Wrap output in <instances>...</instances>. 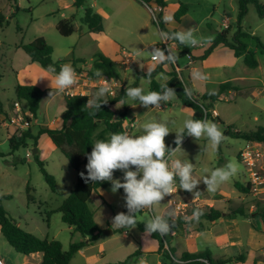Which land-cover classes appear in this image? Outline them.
Listing matches in <instances>:
<instances>
[{
	"label": "rangeland",
	"instance_id": "374dc122",
	"mask_svg": "<svg viewBox=\"0 0 264 264\" xmlns=\"http://www.w3.org/2000/svg\"><path fill=\"white\" fill-rule=\"evenodd\" d=\"M163 1V30L159 29L157 23H153L155 17L149 10V7L157 5L155 0L85 1L86 6H91L95 11L100 9L107 12L106 17L103 16L104 32L95 36L80 21L84 8L58 10L55 0H18L19 6L10 0H0V15L5 18L0 24V104L6 110L12 109L16 101L17 81L11 68L20 60L18 53L26 57L25 52L18 50L17 46L35 37H44L52 46L54 60H64L72 52L75 59L82 60L86 65L92 62L96 54L108 52L112 55L113 51L118 49V44L134 54L137 62L141 64L123 73L126 87H141L147 93L150 78L146 74L148 69H154L152 63L146 59L150 55L151 45L162 41L160 31L191 30L198 43L193 46L184 44L189 51L186 54L190 57L186 54L178 55L182 47L176 40H171L175 44L173 53L177 54L180 79L185 88L190 89L193 96L199 97L205 92H216L221 83L231 82L235 88L224 91L220 99L213 102L214 114L212 109L210 110L213 116H218L223 121L218 127L222 132L227 126L239 131H253L257 126L264 127V49L257 42L260 40L264 44V15L260 16L256 6L248 3L246 13L240 17L237 0ZM258 1L264 4V0ZM181 4L186 5L187 10L177 19L175 14ZM74 10L76 28L70 35L60 34L55 27L56 23L69 17ZM165 15H173L174 23H166L163 20ZM78 26H81V29H78ZM225 28L229 41L235 42V38H238L246 45L247 50L254 52L256 67L246 66L244 56L236 55L233 49L227 46L217 45L209 51L217 34ZM116 69L122 73L119 67L116 66ZM197 70L207 74L209 79H195L192 74ZM158 72L154 74V79L161 77ZM125 98L111 104L115 119L120 118L124 108L135 104L128 97ZM20 104L24 111L28 110L25 101ZM63 110L62 94L56 90L45 91L36 113V123L31 122L29 125L32 134L37 135L39 127L48 126L52 119L59 118ZM130 112L134 116L130 120L132 125L128 126V121H125V124L127 131L133 135L141 134V125L146 121L168 122L172 132L165 137V144L172 148L176 147L175 131L182 126L185 119L192 118L193 114V110L183 105L176 94L159 106L145 108L138 104L136 107H130ZM8 115L0 117L2 153L9 150L5 130L1 126ZM206 120L212 122L211 118ZM7 128L9 134H19L15 133L13 128ZM109 135V131L101 122L93 134V142L107 139ZM180 147L181 150L176 152L175 158L193 164V175L199 183L192 192L180 189L179 183H176L172 194L165 196L160 203L136 213V221L145 223L155 215L185 216L193 206H197L201 211L212 206L223 210L224 213L242 208L244 215H223L214 222L193 220L186 226L180 224L171 229L168 233V245L174 250L173 259H179L183 252L208 251L213 260L227 259L225 264H264V226L256 214L264 211V142H248L242 138L224 135L220 145L213 149L205 138L196 140L186 135ZM34 148L37 149L36 156L42 161L43 168L54 178V189L50 188L34 159ZM243 152H248L249 156L244 158ZM230 162L239 165L235 176L220 184L215 192H209L202 178L212 169L226 166ZM86 164L83 165L84 168ZM254 173L260 175L257 182L253 180ZM113 178L122 180L123 172L115 170ZM75 181L76 171L46 134L38 135L35 145L33 139H28L27 147H19L0 158V195H11L10 198L2 200L8 214L15 221L21 217L23 230H34V233H31L40 238L59 240L64 250L68 249L71 242L82 239L80 234L71 233L70 226L61 220L60 212L55 211L70 194ZM248 181L252 183L248 193L234 187L235 182L245 184ZM27 185L30 187V198L27 197ZM105 191L108 197L103 199L104 204H101L98 196H93L89 201L94 220L101 230L98 237L105 241V252L97 254L99 242L95 241L76 252L68 264H107L121 261L132 254L139 243L142 253L137 264H156L158 260L162 261V264H171V259L162 256L167 245L158 250L157 241L148 233H141L138 228L132 227L127 228L128 238H121L117 228L113 226V217L125 208L123 189L113 193L111 186H108ZM35 225L37 228H34ZM200 225L203 226V231H198ZM110 229L115 232L113 235L106 233ZM6 247L8 252L0 247V258L4 262H8L9 255L22 257L23 254H18L10 248L11 246ZM90 254L96 255L87 259ZM240 256H243L242 260L237 259Z\"/></svg>",
	"mask_w": 264,
	"mask_h": 264
},
{
	"label": "trees",
	"instance_id": "16d2710c",
	"mask_svg": "<svg viewBox=\"0 0 264 264\" xmlns=\"http://www.w3.org/2000/svg\"><path fill=\"white\" fill-rule=\"evenodd\" d=\"M143 1L146 2V0ZM155 1L157 4H160L162 8L165 6L163 0ZM248 3H253L256 6V10L260 16L264 15V4L260 3L258 0H237L240 17L246 13ZM84 4L85 0H75L74 2V5L77 7ZM186 10V5L181 4L177 13L175 14V17L178 19L186 12ZM4 20L5 18L0 15V24ZM81 20L87 25V29L90 32H99L103 30L102 16L94 11L90 6H85ZM161 21V13H159L157 15V21L154 19L153 23H157L159 29L163 30ZM56 29L60 34L65 36L70 35L73 32V26L69 19L59 20L56 24ZM240 35L242 34L240 33ZM176 42L182 47V51L179 55H185L186 53H189L184 44H180L178 41ZM257 42L258 45L264 49V44L260 40ZM217 45L227 46L233 49L236 55H243L246 66L250 68L257 66V60L254 56V52L247 50L246 45L238 38H235V42L229 41L227 39L226 28L217 34L209 51ZM19 47L25 52L31 62H36L45 70L47 69L48 65L53 64L57 68V71H59L60 66L65 64L64 61L66 60L56 61L52 58L53 48L42 36L35 37L33 40L27 43H20ZM68 62L75 69V71L80 70L78 64L84 63L82 60L74 58L69 59ZM170 65L171 70L168 72L169 77L164 83H160L153 78L154 74L161 70V66H157L154 70H152L150 77L146 74V76L150 78L149 91H162L161 86L167 84L170 88L175 89V94L180 99L181 103L193 110V119L206 120L211 118L212 122H215L217 125L222 124L223 121L218 116H213L210 110L212 109L213 102L220 99L221 94H223L224 91L235 87L230 82H224L219 85L218 90L214 93L205 92L199 97H195L192 94L189 96L185 93L184 83L177 74V63H170ZM96 69H101L103 73L102 76L106 77L107 79H118V74L114 64L109 57L103 54L95 55L92 66L88 69H85L86 75L90 78L96 77L94 75ZM1 77L2 75L0 74V79ZM127 88L128 87L126 86L120 87L115 96L106 97L108 102L101 105V109L96 110L93 115L89 114L90 112H93V110L86 105L88 99H90L88 95H66L64 96V111L61 115L62 126L60 128L41 126L39 127L37 135H34L32 134L30 127H28L18 135H8L7 143L9 150L7 153H2L0 151V158H3L8 153L10 154L14 152L19 147H27L28 139H33L35 145L38 135L46 134L52 143L68 159L71 167L76 171V181L70 194L63 200L60 206L55 209V211L60 212L61 220L71 227V233H78L82 237V239L77 242H71L68 249L64 250L62 248L61 242L57 239L47 237L40 238L30 232L23 230L17 225L16 221L4 208L2 200L4 198L11 197L10 194H4L0 195V232L15 252L24 255H29L32 253L41 254L42 258L40 262L36 264H68L70 259L77 251H79L85 245L92 244L98 239V234L101 230L94 220L93 211L89 206V199L91 194L99 187L106 188L111 186V182L104 181L93 184L85 183L80 173L85 172L86 174V168H84L83 165L87 163L86 154L90 153L92 150V144L94 143L93 134L99 123L102 122L110 134L113 132L127 131L125 124L127 119L125 113L123 112L119 119H115V113L111 109V104L125 99V90ZM43 95L44 90L35 85H16V101H25L28 106V111L32 117H36V113L39 109V104ZM161 103H163V101ZM223 134L234 138H242L248 142H264V127L261 126H257L253 131L233 130L230 126H227ZM33 156L50 188L54 189L55 183L53 176L45 171L42 161L37 158L36 154H33ZM251 185L252 183L250 181L246 182L245 184L240 182L234 183V187L244 193L249 192ZM29 188V185H27L26 192L28 198H30ZM195 209L199 208L197 206H193L185 216L177 215L176 217H172L168 214H165L163 217L168 220L169 224L171 225V229L180 224H184L186 226L193 220H196L192 217V213ZM126 211L127 209L125 208L123 212ZM237 214L244 215V210L242 208H237L231 210L230 212L224 213L223 210L211 206L208 208V210L202 211V215L200 216L199 220L214 222L223 215L235 217ZM256 214L260 217V220L264 226V211L261 210ZM135 225L140 231H146L144 227L145 223L136 222ZM203 229V226L200 225L198 231H203ZM125 230H127V228H117L118 232ZM149 234L157 241L158 250H162L165 244L167 245V249L164 251L162 256L171 259V264H225L227 261L225 258L213 260L210 257L208 251L199 253L183 252L182 256L175 260L173 259L174 250L168 245L170 240L169 235H161L159 232H152ZM140 247L141 246L139 243L138 248L124 260L108 264H137L138 257L142 253ZM237 259L242 260L243 256H240Z\"/></svg>",
	"mask_w": 264,
	"mask_h": 264
},
{
	"label": "clouds",
	"instance_id": "9594fccd",
	"mask_svg": "<svg viewBox=\"0 0 264 264\" xmlns=\"http://www.w3.org/2000/svg\"><path fill=\"white\" fill-rule=\"evenodd\" d=\"M163 20L166 23H174L173 15H165ZM159 36L162 41L176 40L180 44L196 45L198 39L191 30L166 32L160 31ZM151 59L157 64L165 62L174 64L177 54L161 48H153ZM47 72L54 74V80H50L51 87L63 93L71 90L77 84V74L69 63L60 66L59 71L55 65H48ZM152 69H148L147 75L151 76ZM96 77H102L101 69L94 72ZM193 77L202 81L209 79L208 75L200 71L193 72ZM162 91H149L147 93L141 87H128L125 95L135 104L142 107L159 106L160 103L168 102L174 95L175 89L167 84L162 85ZM185 93L191 96V90L184 89ZM111 93L109 85L100 86L94 93L92 99H88L87 106L90 107L93 115L96 110L101 109V105L106 104L107 95ZM123 103V102H121ZM142 132L139 135L130 134L127 131L113 132L107 139L96 140L92 144V150L87 153V164L85 172L80 175L85 183L111 182V191L116 193L123 189L124 207L126 212H120L113 217V226L116 228H131L136 224V213L152 207L168 194L174 191L177 180L179 188L192 192L199 180L193 175V164L187 160L176 157V152L181 150V143L185 137L191 136L196 140L205 138L210 146L217 148L224 134L215 122L203 119L188 118L177 131L174 143L175 148L166 146L165 137L170 131L168 122H158L149 120L141 125ZM239 165L230 162L226 166L212 169L204 176L203 182L209 192H215L218 186L229 181L237 173ZM123 172L122 180L114 179V171ZM207 171V170H206ZM202 215L200 209H195L192 217L199 220ZM145 230L149 233L159 232L166 235L171 230L168 220L160 215H155L145 222Z\"/></svg>",
	"mask_w": 264,
	"mask_h": 264
},
{
	"label": "crops",
	"instance_id": "0c3cea01",
	"mask_svg": "<svg viewBox=\"0 0 264 264\" xmlns=\"http://www.w3.org/2000/svg\"><path fill=\"white\" fill-rule=\"evenodd\" d=\"M10 1H13V3H15L17 6H19L18 0H10ZM55 1L57 3L58 10L73 9V8H75L76 10H77V8H84L85 9V6H86V3L84 5H81V6H78V7L75 6L74 5L75 0H55ZM85 1H87V0H85ZM150 8L151 7H149V10H150ZM84 9H83V13H84ZM162 11H163V9H162ZM162 11H161V13H162ZM75 13L76 12L74 10V12H72L69 17L62 18V19H69L70 20V23L73 26V30L76 28L75 25H74V21H75V18H76V14ZM97 13H99L102 16V19H103V30L102 31H99V32H90V33L94 34L95 36H100L98 34H101V33L104 32V17H106V15H107L106 13L107 12H105L104 10H100L99 9ZM81 17H80V21H82L81 20ZM83 24L87 27V25L85 23H83ZM55 27H56V25H55ZM78 29H81V26H78ZM153 41H155V40H153ZM116 46L118 47V49H115L113 51V54L112 55L109 54L108 52H105L106 54H103V55H105V56H107V57H109L111 59L112 63L115 66V69H116V66H117V67H119L122 70V73H121V72H118L117 69H116V72L118 74V79H113V78L107 79L106 77H103V76L102 77H92V78H90V77L86 76L85 69H88V68H90L92 66V62H93V59H94V57H93L92 58V62L90 64H88V65H86L85 63L78 64V67L80 68V70L76 71V74H77V84L71 90H66L63 93L57 91L54 87H53V89L51 87L50 80H54V74L47 72L45 69H43L36 62H31L26 54H25L26 57H24V56L20 55V53H18L19 54L18 56L20 57V60L18 61V63L16 64V66L14 68H11V69H12V71L15 74L17 84H30V85H35V86L43 89L44 90V93L47 90H50V91L56 90L57 93H61L62 96H63V106H64V96H66V93L88 95L90 97V99H92L95 91L100 86H104L105 84L109 85L110 88H111V91H113V93L112 94L110 93L109 95H107V97L108 96L109 97H113V96L116 95V93H117V91H118V89L120 87H125L126 86V84L124 82V76H123V73L125 72V70H128V69L132 68L133 66H141L140 62H137V60H136L137 58H136V56L134 54H132L131 52L125 50L122 46L119 47L118 44ZM178 47L179 46H177V50H178ZM17 49L18 50H22L19 46H17ZM150 54H151V52H150ZM179 54L180 53L178 52V55ZM149 57H150V55H149ZM149 57L146 60L148 62H151L152 63L153 69H155L157 66H161V70L158 72V73H160L161 77L159 79H155V80H157L160 83H164L168 79V77H169L168 76V72L171 70L170 63H167L166 62V63H163V64H157L154 61L150 60ZM71 58H74L72 52H70V54L68 56H66V58L64 59L66 61H64V63H69L68 60L71 59ZM56 61H62V60H56ZM190 61H192V60H190ZM175 63H177V60H176ZM176 71H177V73L180 71V68H179L178 65L176 67ZM84 73H85V75H84ZM178 75L181 78L180 72L178 73ZM149 84H150V81H149ZM149 84H148V90H149ZM230 90L231 89H229L228 91H230ZM130 107H132V106L129 105L128 108H124V113H125L126 119H127L126 121H128V123H129L128 126L129 125H132V122H130V120L132 118H134V116L130 112ZM11 111H12V109L6 110L0 104V117H4V114L5 115L10 114ZM212 111H213V114H214L215 113V110L213 109ZM32 122H33V124L36 123V117H33L32 118ZM1 126L5 130V139L7 141V136L9 135V133H8V131H9L8 129L9 128H7L5 126L4 122L1 124ZM61 126H62L61 116L59 118L52 119L49 122V125H48V127H51V128H60ZM93 196H98L101 204H104L105 203V200H103V199H105V198L108 197L107 196V192L105 191V188H102V187H99L95 192H93L91 194L90 199ZM90 199H89V201H90ZM7 212H8V210H7ZM18 219L19 220H16V223H17V225L19 227L22 228V223L20 221L21 217L18 218ZM133 227H136L137 228L136 225H134ZM34 228H37V226L35 225ZM69 228H71V227H69ZM130 229H132V227ZM111 231H112L111 233H109V232H106V233L108 235H113L115 232L113 230H111ZM29 232L30 233L31 232L34 233V230L33 231L29 230ZM140 232L141 233H145L146 232V233L149 234V232H147V231H144V232L140 231ZM118 234L121 236V238H126L127 239L128 238V234H129V230L128 231L125 230V231L118 232ZM99 238L100 237H98V239L96 240V241L99 242L98 243L99 246H98V252H97V254L101 255L102 252L103 253L105 252V241L103 242ZM7 244H8L7 241L5 240V238L3 237V235L0 232V247H1L2 250L8 252L9 249L6 246H10V245L9 244L7 245ZM140 246H141V244H140ZM10 248H12V247H10ZM156 248H158V246ZM95 255L96 254H90L87 259L93 258V257H95ZM41 258H42V256L39 253H32V254H29V255H24L23 254L22 257H18L17 255H11V256L9 255V260L6 263L7 264H36V263L40 262ZM156 264H162V261H159L158 260L156 262Z\"/></svg>",
	"mask_w": 264,
	"mask_h": 264
},
{
	"label": "built area",
	"instance_id": "2783aa9c",
	"mask_svg": "<svg viewBox=\"0 0 264 264\" xmlns=\"http://www.w3.org/2000/svg\"><path fill=\"white\" fill-rule=\"evenodd\" d=\"M162 9L163 8H162V6L160 4H157V5H155V6L150 8V11H151L152 15L155 17L154 19H157V15L159 13H161ZM173 44L174 43L171 40H169L167 42H164V41L156 42V43L151 45L150 51L153 48H161V49L165 50V54L167 55L168 54L167 50H170L173 53V50H174L173 49ZM151 55H152V51H151V54H150V57H149L150 60H152L151 59ZM186 55H187V57H190L189 54H186ZM112 93H113V91H111V94ZM66 95H74V94L66 93ZM80 95H83V94H80ZM29 118H30V120H29ZM31 118H33V117L29 113V111L28 110L24 111L22 109V107H21L20 102L15 101L13 103L12 111L10 112L8 117L4 119V124L7 127L13 128L15 133H20L23 130L27 129L29 127V125H31V122H32ZM28 154H30V153H27V155ZM242 156L245 158V157L249 156V153L248 152H243ZM259 178H260V175L254 173V176H253L254 182H257L259 180ZM177 184H178V181H177ZM175 188H176V185H174V190H175ZM168 195H170V194H168ZM168 195H166V196H168ZM0 264H7V263L4 262L2 259H0Z\"/></svg>",
	"mask_w": 264,
	"mask_h": 264
},
{
	"label": "water",
	"instance_id": "95a60500",
	"mask_svg": "<svg viewBox=\"0 0 264 264\" xmlns=\"http://www.w3.org/2000/svg\"><path fill=\"white\" fill-rule=\"evenodd\" d=\"M36 152H37V149L34 148V149L32 150V154H35ZM108 232L111 233L112 231H111V230H108Z\"/></svg>",
	"mask_w": 264,
	"mask_h": 264
}]
</instances>
